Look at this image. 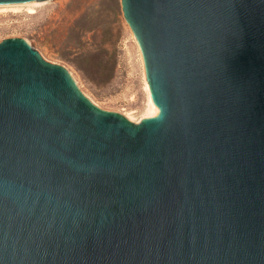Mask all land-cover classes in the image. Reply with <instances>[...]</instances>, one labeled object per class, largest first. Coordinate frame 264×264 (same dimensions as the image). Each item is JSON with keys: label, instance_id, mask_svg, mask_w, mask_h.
Returning <instances> with one entry per match:
<instances>
[{"label": "water", "instance_id": "1", "mask_svg": "<svg viewBox=\"0 0 264 264\" xmlns=\"http://www.w3.org/2000/svg\"><path fill=\"white\" fill-rule=\"evenodd\" d=\"M121 5L146 119L0 41V264H264V0Z\"/></svg>", "mask_w": 264, "mask_h": 264}, {"label": "rangeland", "instance_id": "2", "mask_svg": "<svg viewBox=\"0 0 264 264\" xmlns=\"http://www.w3.org/2000/svg\"><path fill=\"white\" fill-rule=\"evenodd\" d=\"M8 37L65 68L97 107L142 118L148 106L144 60L121 0H44L30 10L0 3V41Z\"/></svg>", "mask_w": 264, "mask_h": 264}, {"label": "bare ground", "instance_id": "3", "mask_svg": "<svg viewBox=\"0 0 264 264\" xmlns=\"http://www.w3.org/2000/svg\"><path fill=\"white\" fill-rule=\"evenodd\" d=\"M43 1L44 0H36V1H28V2H16V3H7V5L8 4L15 5V6L25 5L30 10L32 8V5L39 4V3L43 2ZM4 5H5V3H4ZM148 90H147V92H148V95H147V97H148L147 98L148 99V106H147L142 118H140V119H146V118L152 117V116H154L156 114V108H155L154 103L152 102V99L150 97V94H149Z\"/></svg>", "mask_w": 264, "mask_h": 264}]
</instances>
